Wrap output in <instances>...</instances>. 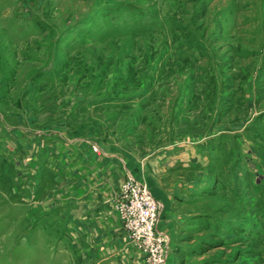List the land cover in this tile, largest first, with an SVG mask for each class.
<instances>
[{"label": "rangeland", "instance_id": "374dc122", "mask_svg": "<svg viewBox=\"0 0 264 264\" xmlns=\"http://www.w3.org/2000/svg\"><path fill=\"white\" fill-rule=\"evenodd\" d=\"M70 146L145 160L165 264H264V0H0V264H147L67 230Z\"/></svg>", "mask_w": 264, "mask_h": 264}, {"label": "crops", "instance_id": "0c3cea01", "mask_svg": "<svg viewBox=\"0 0 264 264\" xmlns=\"http://www.w3.org/2000/svg\"><path fill=\"white\" fill-rule=\"evenodd\" d=\"M56 154L58 155L51 156L45 165L64 173L65 188L57 189L66 190L63 209L71 236L90 237L94 242H106L108 238L119 239L116 251L111 253L117 252V255L122 254L124 257L129 248H132L133 255L139 257L141 254L134 244L125 241V233L113 206L120 185L127 177H134L147 184L145 177L138 174L140 170L146 169L147 176L150 175L145 160L142 158L137 161L133 159V154L111 148H103L102 152L95 153L88 147L80 149L70 146L66 154L63 151ZM149 180L151 186L154 182ZM60 197L61 194L58 193L57 198ZM164 205L163 203V207ZM59 206L55 208L60 209ZM58 213L62 211L59 210Z\"/></svg>", "mask_w": 264, "mask_h": 264}, {"label": "built area", "instance_id": "2783aa9c", "mask_svg": "<svg viewBox=\"0 0 264 264\" xmlns=\"http://www.w3.org/2000/svg\"><path fill=\"white\" fill-rule=\"evenodd\" d=\"M128 237L144 254L147 264H165L166 244L156 229L160 203L145 183L127 177L114 205Z\"/></svg>", "mask_w": 264, "mask_h": 264}, {"label": "bare ground", "instance_id": "6f19581e", "mask_svg": "<svg viewBox=\"0 0 264 264\" xmlns=\"http://www.w3.org/2000/svg\"><path fill=\"white\" fill-rule=\"evenodd\" d=\"M30 2V1H29ZM120 4V3H119ZM127 6V5H126ZM33 14V13H32ZM32 17V16H31ZM26 20H28V19H26ZM16 33V32H15Z\"/></svg>", "mask_w": 264, "mask_h": 264}]
</instances>
